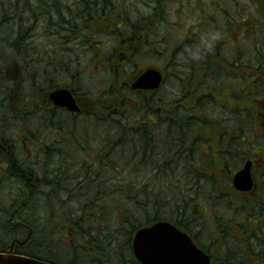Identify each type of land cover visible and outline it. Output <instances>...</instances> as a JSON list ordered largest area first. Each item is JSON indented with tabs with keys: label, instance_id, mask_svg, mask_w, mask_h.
Wrapping results in <instances>:
<instances>
[{
	"label": "trees",
	"instance_id": "trees-1",
	"mask_svg": "<svg viewBox=\"0 0 264 264\" xmlns=\"http://www.w3.org/2000/svg\"><path fill=\"white\" fill-rule=\"evenodd\" d=\"M254 3L257 12H264V0ZM153 7V12H158L157 0ZM134 9L137 8L129 9L117 0H0V176L5 182L9 180L6 175L12 174L14 180L22 182H17L18 187L21 184L18 190L11 186L3 199L0 179V224L9 230L10 237L4 245L7 248L0 242V253L8 252L13 243L26 239L31 232L26 248L35 243L46 252L72 256L75 250L52 237L56 231L73 227L89 239L83 251L94 257L109 255L115 264H120L130 255V241L140 226L168 221L194 239L205 235L216 254L222 256L219 260L205 245L210 251L204 250L213 255V264H264V188L259 197L253 196H258V191L236 193L231 189L230 176L212 174L204 167L197 145L189 146L188 161L171 163L158 153L154 160L155 148L166 151L174 148L178 139L188 137L192 142L200 137L198 115L180 113L174 103L178 96L160 104L154 103V95L123 87L115 76L113 64L119 61L115 53L101 59L109 64L112 79L100 96L79 89L83 85L77 81L79 73L75 69L83 55L88 62L99 55L91 44L95 37L114 36L119 48L125 45V38L135 41L136 27L150 17L145 15L148 12ZM111 15H115V23L118 21L116 26L109 23ZM34 30H40L41 35L36 38L34 33L33 44L28 39ZM153 36L154 30L145 34L143 50L154 52ZM166 63L175 66L170 54ZM72 70L75 74L71 75ZM64 76L69 83L58 84ZM58 85L85 97L90 110L78 115L53 112L47 94ZM197 89L191 86L188 91L194 100L199 97ZM157 107L162 108L159 111ZM143 111L146 119H130ZM34 113L45 115L41 117L43 127L53 125L65 135L60 144L38 147L36 157L22 161V154L16 151L23 143L18 140L35 135L26 124L25 136L12 129ZM169 122L190 125L187 130L163 127ZM193 149L199 152L196 160ZM238 151L234 154L243 155L241 146ZM155 163L158 174H154ZM178 164L187 173L183 174V184L175 179L176 174H165ZM191 191L203 195L204 201L221 204L224 212L232 216L205 215L203 211L204 219L211 218L205 232L192 220L198 210ZM40 199H44L41 206L45 220L39 223L35 213ZM249 218H253L252 223L246 222ZM230 223L238 224L233 232L229 230ZM191 227L198 230L192 233L188 230ZM78 234L70 236L73 241ZM13 252L41 259L22 252V248H13Z\"/></svg>",
	"mask_w": 264,
	"mask_h": 264
},
{
	"label": "flooded vegetation",
	"instance_id": "flooded-vegetation-1",
	"mask_svg": "<svg viewBox=\"0 0 264 264\" xmlns=\"http://www.w3.org/2000/svg\"><path fill=\"white\" fill-rule=\"evenodd\" d=\"M182 1L186 2V0ZM252 2L253 6H255L254 0H252ZM157 3L158 12H151L150 18L142 21L143 23L148 24V26L140 27L138 25L136 31L140 29L142 31L145 30V33H147L149 30H154V60H158L157 55L159 48L165 49L168 54H170L171 58L174 54H177V57H179L181 61L186 60L185 65L179 63L184 69V74H172L170 75V79L175 80L176 78V83L197 84L199 97L194 100L193 96L190 95V92L187 93V96L183 97H180L176 93L178 98L174 103H184L182 107L177 106L180 113L189 116L197 114L201 122L199 126L202 128L199 139L193 140L192 142L188 137L178 139L177 142H174L175 144L172 145L175 146L174 148L167 149L166 151L162 150L160 156L170 161L185 162L189 160V154L191 153L189 146L197 145L198 151L201 152V160L204 162V167L209 169L212 174H236L246 163L250 162L252 178L257 188V175L259 174V178H262V174H264V161L262 158L258 161L250 155L251 151H254L252 143L255 140L250 142L248 135H251L254 138L255 135L249 130H244V127L250 125L251 121L254 120L256 111L258 110V108L251 102L248 103V100L258 98L264 99V12H257V9L255 8L254 12H237V16H234V12H228L225 10L218 12L217 9V12H214V15L202 21L205 22L203 25L204 27L212 24L215 26V32L212 36H205L203 39H201V36H195L191 43H186L184 41L183 43L178 44V42H168L170 37L168 33L172 29L165 28L166 22H164V20L166 21V19L169 18V12H163L164 6L162 5L163 3L161 0H157ZM171 3H168V6ZM198 25L201 24L198 23L197 26ZM188 32L189 31L186 30V33ZM145 33H141L138 36L137 32H134V34H136V39L132 42L126 39L125 45H121L122 52L120 53L118 63L113 64L116 73L115 76L116 79H118L117 81H119L126 89H131L130 86L134 80L151 67L160 71L162 80L165 79L164 68L155 64L154 66L142 68L138 66V61L134 60L136 57V51L139 50L140 46L146 44V41L143 38ZM128 37L131 38L130 35ZM211 82H215L216 86H212ZM164 83H161L162 85L158 89H154V92L144 91L143 93L154 95V103L161 104L162 99L159 97V92ZM73 95L77 96L76 93ZM216 97L224 99L225 103L220 102ZM239 99H243L244 102H238ZM210 102H213L214 106H209ZM245 103H247V106ZM50 106L52 107L53 112L58 110L54 109L51 104ZM258 107L264 110V100ZM161 108L157 110L160 111ZM209 108H218L226 112L233 111L232 114H234L233 119L235 122L233 121L230 125L236 124L235 128L230 125L222 126L221 121L208 120L207 113ZM80 109L81 113L90 110L89 102H86L85 106L80 107ZM242 109L246 110L247 114L243 113L242 115ZM262 114L264 115V113ZM232 120L226 121V124H229ZM189 125L190 123L178 124L169 122L164 124L163 127L178 130H181L183 127L184 130H187ZM154 127H158V124L154 123ZM261 127L264 128V117ZM154 134L156 135L157 133ZM238 142H240L243 153L241 156L234 154L237 150ZM158 149V147L155 148L154 152H157ZM262 151L263 150H261V153ZM238 152L239 151L237 150V153ZM212 153H214V155H212ZM236 157L238 159H236ZM158 172L157 163H155L154 174H158ZM182 173L187 174L184 172ZM201 173L208 174L205 171H199V174ZM263 188L264 187H260L258 189L262 192ZM231 189L234 190L232 186ZM252 193H254V191L249 193L238 192V194ZM219 206L222 205L219 204ZM86 222L89 221L86 220ZM152 225L153 224L140 226L134 232L130 241V255H127L128 258L120 261V264H140L133 254V239L139 230ZM77 230L78 229H75L76 234H78ZM82 230L85 232L89 231V229L86 228ZM179 230L188 234L185 229L179 228ZM31 237L32 233L30 232L27 235V238L18 241L16 246H28ZM92 237L95 238L94 236ZM88 240L89 239L82 234L77 235V238L72 242V245L74 244L72 250H75V253L72 255L73 258L70 260V264H74L76 260L81 264L85 259L89 261V263L86 264H101L103 260L104 262H110V264H112L110 261L112 258L109 257V255L94 257L89 253H86L87 250L86 252L83 251L82 249L86 248L85 245H88ZM193 240L198 247L201 249L203 248V251L204 249L210 251L207 246L199 243L198 238H193ZM208 253L212 257L213 262V255L210 254V252Z\"/></svg>",
	"mask_w": 264,
	"mask_h": 264
},
{
	"label": "rangeland",
	"instance_id": "rangeland-1",
	"mask_svg": "<svg viewBox=\"0 0 264 264\" xmlns=\"http://www.w3.org/2000/svg\"><path fill=\"white\" fill-rule=\"evenodd\" d=\"M143 1V2H141ZM182 2L181 0H177V2L169 4V6H164L163 12H169V18L164 20L166 22L165 28L172 29L169 31L168 35L170 36L168 39V42L170 43H183L184 41L186 43H191L195 36L200 37L203 39L205 36H212V34L215 32V26L212 25H207L203 26L205 24L204 21L208 17L214 15V12H220L221 10H225L228 12H234L233 15L237 16V12H254L255 6H253L252 0H189L186 2ZM117 2L122 5L124 4L127 8L134 9V12H153L154 9V0H117ZM219 5V7H218ZM153 7V8H152ZM152 8V9H151ZM257 9V8H256ZM178 12V13H176ZM179 14V15H178ZM112 17V18H111ZM109 23L112 26H116V20L115 15L109 16ZM112 19V20H111ZM200 23L201 25L197 24ZM101 24H103L101 22ZM172 26V27H171ZM203 26V27H202ZM171 27V28H170ZM174 28V29H173ZM186 30L189 32L186 33ZM35 31V32H34ZM33 32L30 33V37L28 41L30 43L34 44V33L36 34V38H39L41 35L40 30H34ZM226 36V35H225ZM162 39V38H161ZM152 40L154 41V37H152ZM44 42V41H43ZM91 44L94 46L95 50L98 51L96 56H93L88 62L83 55V57H80V62L78 63V67L75 69L79 74L77 78L78 82H81L80 84L83 85V87H79V89H82V92H86L90 94L91 96H100L101 92L104 90L102 89L103 87H107L111 81L112 78V72L109 67L108 63H103L101 61L102 58H105L108 56L110 53H115L116 55H119L121 53V49L118 46L117 38L111 35H98V37H95L94 40H92ZM102 44V45H101ZM177 44V45H178ZM101 46V48H99ZM116 48V49H115ZM115 49V50H114ZM159 54L157 55L158 60H154V52L151 50H142V55L140 54L139 57L137 58V61L139 62L140 65H145V66H154L159 65L163 68H165V73H166V81L165 84L163 85L161 91L159 92V97L162 99L161 104H165L166 102L173 100V98L177 97L176 95L178 94L180 97L187 96V93L189 91V88L191 86H194L196 88L197 84H185V83H176L175 80L170 79V75L172 74H178V75H183L184 74V69L182 66L179 65V63H182L183 65L186 64V60H182L177 57V54H174V56L171 58L175 66L172 68L171 66L167 65L166 63V57L169 56L168 52L163 49L159 48L158 49ZM30 53H33L30 51ZM33 55V54H32ZM166 65V66H165ZM165 66V67H164ZM108 68V69H107ZM11 73V72H10ZM72 74H75V71L72 70ZM69 78L67 76H64L61 81H58V84H68L69 83ZM37 83V82H36ZM252 83V82H251ZM212 86H216L215 82H211ZM177 93V94H176ZM220 102L225 103L224 99H221L219 97H216ZM177 98L174 100L176 101ZM263 98H258V99H251L248 100V103H252L255 107L258 108L254 115V120L251 121L250 125L245 126L244 130H249L251 133H253L256 136V140L253 136L248 135L249 141H253L252 147L254 148V151H251L250 155L253 156L255 159L259 161L260 158L263 159L264 161V128L261 127V123H263V117L264 115V110L262 108H259L258 106L262 104ZM87 100L80 98V104L81 106H85ZM112 102L115 103V99H112ZM238 102H244L243 99H239ZM247 104V103H245ZM184 103H177L176 106L182 107ZM136 106V105H134ZM209 106H214L213 102H210ZM233 111L231 112H226L223 110H220L218 108H209L208 113H207V119L208 120H213V121H221L222 126L223 125H230L234 121V114H232ZM243 113L247 114V111L242 109L241 114ZM145 111L139 113V115L131 116L132 118L130 119H146L145 118ZM34 116V117H33ZM29 117L27 121L22 122V125L13 128L12 132L15 133H21L22 136H25L23 133V130L25 129V124L29 127H31L32 131L34 132L35 137H21L19 138L18 141L22 142L23 144L20 145V149H17V153L20 152L22 154V161H26L25 158L29 156H34L36 157V152L38 147H44L45 145L50 146L49 144H60V142L63 140V137L65 135V132L62 131L61 129L56 128L53 125H48L46 128L42 126V118L45 117V115H39V113H34V115ZM60 117V116H58ZM233 119V120H232ZM229 124H226V121H230ZM235 122V121H234ZM233 128H235L236 124L230 125ZM239 126V125H238ZM160 126L156 127V129H159ZM3 132V131H2ZM158 134V133H157ZM29 138V139H28ZM19 143V142H18ZM156 143V142H155ZM95 143H93L94 145ZM97 145V143H96ZM240 142H238L237 150H240ZM251 149V148H250ZM163 149H158L157 152H154V160L158 158V154L160 155L161 151ZM236 150V151H237ZM261 150L262 153H261ZM158 153V154H157ZM197 153L199 155V152L195 151L193 149L192 155L194 156L193 160H196ZM214 155V153H212ZM171 163H174V161H171ZM179 166V167H178ZM173 168V171H167L165 174H176L175 179L179 180L182 184L185 182V175L182 173L181 165H174L171 166ZM264 171V170H263ZM35 176V174H33ZM228 176H232V174H225ZM258 176V185H264V178H259ZM9 180L4 182V178L0 176V179L2 178V197H4L9 194L10 187L13 186L15 190H18V184L19 180H14V177L12 174H7L6 175ZM22 183V182H19ZM179 185V184H177ZM223 187V186H221ZM192 199L197 202L196 204V209L198 210L197 214H195L192 217L193 222L202 227L203 230L206 232L208 231V228L205 226L210 223V219H204L203 218V211L206 214H218L222 213L224 218H229L232 216L229 213H226L224 208L221 206L215 205L211 202L204 201L203 198H201L203 195H200L196 191H191ZM44 199H40V203L38 206V209L35 213V219L40 223L43 220H45L44 217V208L41 206V202ZM1 216V214H0ZM247 223H252L253 218H249L246 220ZM90 223V222H87ZM245 222H242L244 224ZM211 224V223H210ZM8 227L10 228V224L8 223ZM238 224H232L230 223L228 225L230 231H234L237 229ZM53 229H51L52 231ZM192 233H195V230L198 229H193L192 227L188 229ZM8 231L5 227H3L0 224V242H1V247L4 249L7 247H4V245H7V241L10 239L8 236ZM75 232V228H67L63 231H56L55 232V237H52L53 240H58L60 243L70 249L73 248L72 242L73 239L70 237L73 233ZM50 234V231H48ZM198 241L200 244L203 245H209L210 248L214 253H217V250L215 247H212L205 235H200L199 234ZM35 243L30 244V248H22V252H26L27 254L48 260V261H53V263L56 264H70V260L73 258V256H66L64 255L63 252H46L41 246L34 245ZM69 245V246H68ZM226 245H231L227 243ZM242 247V245H240ZM217 258H220L221 260L222 256L220 254H216ZM112 264H115L113 259L110 260ZM89 263L87 259L83 260L81 264H86ZM74 264H80L77 260L75 261ZM101 264H110V262H104L102 261ZM254 264H262V263H256Z\"/></svg>",
	"mask_w": 264,
	"mask_h": 264
},
{
	"label": "water",
	"instance_id": "water-1",
	"mask_svg": "<svg viewBox=\"0 0 264 264\" xmlns=\"http://www.w3.org/2000/svg\"><path fill=\"white\" fill-rule=\"evenodd\" d=\"M161 83L159 72L151 69L142 74L134 89H156ZM49 100L58 108H66L78 113L79 108L71 93L59 89L49 95ZM250 163L233 178V185L239 191H250L253 179ZM133 253L140 264H210L211 258L196 247L191 239L173 225L159 222L149 228L139 230L133 240ZM0 264H49L19 255L0 254Z\"/></svg>",
	"mask_w": 264,
	"mask_h": 264
}]
</instances>
